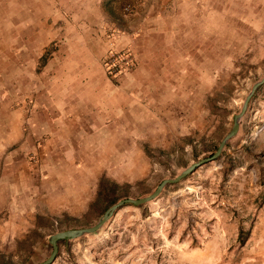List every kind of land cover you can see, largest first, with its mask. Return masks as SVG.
Returning a JSON list of instances; mask_svg holds the SVG:
<instances>
[{"label":"rangeland","instance_id":"obj_1","mask_svg":"<svg viewBox=\"0 0 264 264\" xmlns=\"http://www.w3.org/2000/svg\"><path fill=\"white\" fill-rule=\"evenodd\" d=\"M98 14L108 17L101 62L117 87L138 65L139 39V47L164 46L155 39L174 43L198 31L203 42L218 36L221 50L246 53L219 95L205 100L202 128L200 118L197 125L189 118L176 134L133 135L139 149L107 150L103 176L110 182L99 184L87 212L63 214L49 230H30L18 245L0 247V264L41 263L53 251L52 234L92 226L119 200L148 196L211 157L264 77V0H87V21ZM111 54L119 58L109 68ZM53 264H264V84L218 158L167 184L155 199L120 207L98 231L59 240Z\"/></svg>","mask_w":264,"mask_h":264},{"label":"crops","instance_id":"obj_2","mask_svg":"<svg viewBox=\"0 0 264 264\" xmlns=\"http://www.w3.org/2000/svg\"><path fill=\"white\" fill-rule=\"evenodd\" d=\"M97 16L87 21V0H0L3 250L63 214L86 213L107 150L139 149L133 135L176 134L189 118L202 128L205 100L246 53L221 50L218 36L203 42L198 31L155 39L164 46L139 47V39L138 65L117 87L101 62L108 17Z\"/></svg>","mask_w":264,"mask_h":264},{"label":"water","instance_id":"obj_3","mask_svg":"<svg viewBox=\"0 0 264 264\" xmlns=\"http://www.w3.org/2000/svg\"><path fill=\"white\" fill-rule=\"evenodd\" d=\"M263 84H264V77L261 80L257 81L253 85L252 90L250 91V93L245 98V101L243 103L241 111L235 115L234 125H233L231 131L227 135H225V137L220 142L217 151L211 157L201 159L200 161H198V162L194 163L193 165L187 167L185 170H183L176 177L167 178V179L163 180L162 183L157 187V189L148 196L141 197V198H124V199L119 200L118 202L113 204L111 207H109L105 211V213L99 218L98 222L92 226L84 227V228H78V229H69V230L59 231L57 233L52 234L50 236L49 241L53 246V251L46 260H44L38 264H53L55 262V260L58 256V252H59V240H61V239H74V238H78V237H81L83 235L94 233V232L98 231L112 217V215L115 213V211L117 209H119L120 207L127 205V204H134V205H138V206L145 204V203L155 199L157 196H159V194L162 192L163 188L167 184H173V183H177V182L181 181L189 173L193 172L198 166H201V165H203V164H205L211 160L218 158L222 154V152H223L224 148L226 147L229 139L234 137L239 132V129L241 126V120L247 111V108L249 106V103H250L253 95L255 94L257 89Z\"/></svg>","mask_w":264,"mask_h":264},{"label":"built area","instance_id":"obj_4","mask_svg":"<svg viewBox=\"0 0 264 264\" xmlns=\"http://www.w3.org/2000/svg\"><path fill=\"white\" fill-rule=\"evenodd\" d=\"M118 58H119V57H115L114 54H111V57H110L109 60L106 62L107 66H108L109 68H111V65L113 64L114 59H115V60H118ZM126 58H127V57H125V59H126ZM126 63L128 64V60H127Z\"/></svg>","mask_w":264,"mask_h":264},{"label":"trees","instance_id":"obj_5","mask_svg":"<svg viewBox=\"0 0 264 264\" xmlns=\"http://www.w3.org/2000/svg\"><path fill=\"white\" fill-rule=\"evenodd\" d=\"M217 149H218V148H217ZM217 149H216V151H217ZM106 182H110V180H109L108 178L103 177V178L101 179L100 185H101V186H104V184H105ZM101 193H104V189L101 190Z\"/></svg>","mask_w":264,"mask_h":264}]
</instances>
